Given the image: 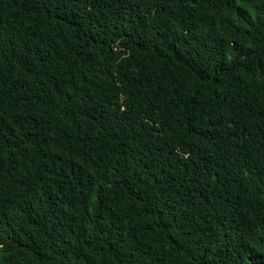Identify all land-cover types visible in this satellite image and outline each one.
Returning <instances> with one entry per match:
<instances>
[{"label": "trees", "instance_id": "obj_1", "mask_svg": "<svg viewBox=\"0 0 264 264\" xmlns=\"http://www.w3.org/2000/svg\"><path fill=\"white\" fill-rule=\"evenodd\" d=\"M0 264H264V0H0Z\"/></svg>", "mask_w": 264, "mask_h": 264}]
</instances>
